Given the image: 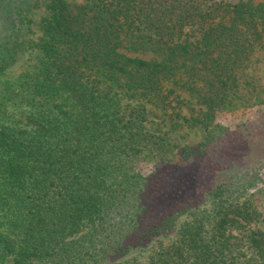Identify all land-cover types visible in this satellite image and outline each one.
<instances>
[{"label": "trees", "instance_id": "1", "mask_svg": "<svg viewBox=\"0 0 264 264\" xmlns=\"http://www.w3.org/2000/svg\"><path fill=\"white\" fill-rule=\"evenodd\" d=\"M35 1L0 0V264H107L195 209L144 264H264L251 203L226 205L223 185L197 193L200 176L236 167L226 168L235 143L261 144L264 119L238 137L198 114L187 120L202 131L187 165L177 158L149 174L132 166L174 157L148 132L146 105L165 109L178 88L207 112L235 94L264 40V0H49L35 62L8 78L22 64ZM176 165L185 167L171 184ZM195 184L196 195L185 194ZM204 202L210 209L200 211Z\"/></svg>", "mask_w": 264, "mask_h": 264}, {"label": "rangeland", "instance_id": "2", "mask_svg": "<svg viewBox=\"0 0 264 264\" xmlns=\"http://www.w3.org/2000/svg\"><path fill=\"white\" fill-rule=\"evenodd\" d=\"M67 1L75 6L84 3V0ZM218 1L236 4L245 0ZM259 1L253 0L254 3ZM48 2L49 0H36L26 13L29 31L22 38L23 48H25L22 64L10 70L8 78L17 76L19 72L24 71L26 67L31 66L35 62L34 51L32 50L34 48L33 42L40 37L39 26L46 15L45 7ZM193 36V38H196V31L193 32ZM133 56L144 59L151 57L149 54L142 56L140 53H136ZM238 78L235 94L230 97V100L207 112L205 104L196 103L195 99L190 97L187 92L178 88L170 95L168 99L169 104L165 109L146 105L149 111L146 114L147 122L145 123L148 132L153 135H163L174 147V157L171 154L165 155L161 165L154 164L156 159L151 158V156H146L145 158L136 157L132 165L133 169L145 174H149L155 167L162 168L163 170L171 166L170 169H173L176 159L185 158L188 148L197 144L202 136V131L196 127V124L193 125V123L187 121L198 114L203 115L205 113L211 115L212 119L210 121L212 124L222 128V130H227L226 134L230 132L233 135H239L238 137H242L239 132L244 131L249 122L254 120L262 121L264 119V40L257 47L247 66L238 75ZM168 87H171V85ZM132 103L126 99L123 101L124 105L128 104L130 107L134 105ZM259 129L260 127H256L254 130H248V132L252 133V131H258ZM259 138H261L260 141L263 139L261 144L250 143V146L252 145L253 147L249 146V149H244V142L239 147L235 143L234 151L231 150V153L228 154L230 159L226 162L228 163L226 168L232 163L236 167L230 174L217 175L220 170H223L217 168L214 174L207 179L204 176H200L197 184L201 183L203 185L201 186L200 184L197 193H199L200 189L203 192L206 188L212 187L214 189L219 185H223V188H226L225 186H227L229 189L228 197L222 198L226 200L225 204L229 205L230 202L251 203L258 213L257 220L251 226L252 228L264 231V132L260 131ZM172 157L173 161L171 162ZM187 160L183 159L186 165L188 163ZM176 167V170L168 178L171 184L174 183L175 172L183 171L185 166L176 165ZM188 167L190 166L188 165ZM187 193L196 195V184L187 189L185 194ZM181 196L184 200L189 198V194ZM208 208L210 209L205 202L199 207L200 211L207 210ZM194 213H196V209L183 213L174 220L168 230L156 235L150 242L133 250L125 257L107 264L147 263L152 254L175 242L180 228L192 219Z\"/></svg>", "mask_w": 264, "mask_h": 264}]
</instances>
